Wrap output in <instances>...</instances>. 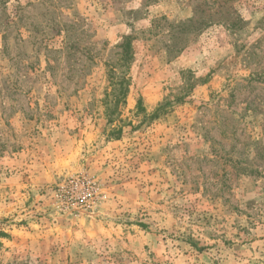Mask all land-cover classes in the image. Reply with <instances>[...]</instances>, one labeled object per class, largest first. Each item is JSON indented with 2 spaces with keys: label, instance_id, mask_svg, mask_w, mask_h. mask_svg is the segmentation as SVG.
Returning <instances> with one entry per match:
<instances>
[{
  "label": "rangeland",
  "instance_id": "374dc122",
  "mask_svg": "<svg viewBox=\"0 0 264 264\" xmlns=\"http://www.w3.org/2000/svg\"><path fill=\"white\" fill-rule=\"evenodd\" d=\"M0 264H264V0H0Z\"/></svg>",
  "mask_w": 264,
  "mask_h": 264
},
{
  "label": "trees",
  "instance_id": "16d2710c",
  "mask_svg": "<svg viewBox=\"0 0 264 264\" xmlns=\"http://www.w3.org/2000/svg\"><path fill=\"white\" fill-rule=\"evenodd\" d=\"M122 54H121V61L127 63L130 59V43L129 39L127 38L124 44L121 46ZM110 82H111V90L112 93L110 96V100L105 102L108 115L112 114L115 111V108L120 102H123L127 93L125 80H124V72L117 73V71L111 67L109 70ZM117 109V108H116Z\"/></svg>",
  "mask_w": 264,
  "mask_h": 264
}]
</instances>
